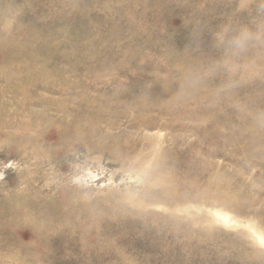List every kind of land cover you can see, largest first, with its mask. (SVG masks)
Instances as JSON below:
<instances>
[{
    "label": "rangeland",
    "instance_id": "obj_1",
    "mask_svg": "<svg viewBox=\"0 0 264 264\" xmlns=\"http://www.w3.org/2000/svg\"><path fill=\"white\" fill-rule=\"evenodd\" d=\"M263 57L264 0H0V264H264Z\"/></svg>",
    "mask_w": 264,
    "mask_h": 264
},
{
    "label": "bare ground",
    "instance_id": "obj_2",
    "mask_svg": "<svg viewBox=\"0 0 264 264\" xmlns=\"http://www.w3.org/2000/svg\"><path fill=\"white\" fill-rule=\"evenodd\" d=\"M246 7H247V6H246ZM246 7H245V8H246ZM247 8H248V7H247ZM247 10H248V9H247ZM242 13H243V12H242ZM248 14H249V13H248ZM238 15H240V14H238ZM238 15H237V16H238ZM246 15H247V14H246ZM239 18H240V17L238 16V19H239ZM249 21H250V19H249ZM257 21H258V20H257ZM243 23H244V22H243ZM245 23H246V21H245ZM244 25H245V24H244ZM240 26H241V24H240ZM251 28H252V27H251ZM255 29H256V28H255ZM246 31H247V30H246ZM251 31H252V30H251ZM250 33H251V32H250ZM248 36H249V35H248ZM224 37H225V36H224ZM252 37H253V36H252ZM231 38H232V37H230V39H231ZM228 39H229V38H228ZM251 40H252V39H251ZM225 41H226V40H225ZM228 41H229V40H228ZM247 42H248V41H247ZM251 42H252V41H251ZM251 42H250V43H251ZM207 44H208V43H207ZM213 44H214V43H213ZM217 44H218V42H217ZM252 44H253V43H252ZM52 45H53V44H52ZM205 45H206V44H205ZM219 45H220V44H219ZM210 46H211V44H210ZM204 47H206V46H204ZM218 47H219V46H218ZM206 48H207V47H206ZM213 48H214V50H215V47H213V46H212V48H210V49H211L212 51H214ZM218 49H219V48H218ZM201 50H203V49H201ZM211 50H210V51H211ZM233 50H234V49H232L231 52H234ZM216 51H217V50H216ZM203 52H205V51H203ZM219 52H221V51L219 50ZM217 53H218V51H217ZM217 53H216V55H218ZM212 54H213V53H212ZM216 55H215V53H214V56H216ZM221 55H223V54H221ZM208 56H212L211 53H210ZM260 56H261V55H260ZM218 57H219V55H218ZM225 57H226V56H225ZM203 58H204V57H203ZM203 58H201L202 61L205 60V58H204V59H203ZM263 58H264V57H263ZM211 59H213V57H212ZM218 59H219V58H218ZM206 60L208 61L209 59L206 58ZM213 60H214V59H213ZM235 60H236V59H235ZM215 61H216V62H213L214 65H215V63H217V60H215ZM227 61H228V60H227ZM239 62H240V61H239ZM243 62H244V61H243ZM204 63H205V65H206V67H207V62L205 61ZM211 63H212V61H211ZM225 63H226V62H225ZM249 63H250V62H249ZM202 64H203V63H202ZM220 64H221V63H220ZM223 64H224V63H223ZM237 64H238V62H237ZM240 64H241V63H240ZM209 65H211V64H209ZM214 65H212V67H214ZM216 65H217V67H218L219 64H216ZM64 66H65V65H64ZM219 66H220V65H219ZM246 66H247V65H246ZM202 67H204V65H203ZM223 67H224V66H223ZM243 67H244V66H243ZM251 67H252V66H251ZM58 68H59V67H58ZM62 68H63V66H62ZM62 68H61V69H62ZM215 68H216V66L214 67V70H215ZM59 69H60V68H59ZM219 69H220V68H219ZM214 70H213V71H214ZM245 70H246V69H245ZM214 72H215V71H214ZM248 72H249V71H248ZM215 73H216V72H215ZM217 73H218V72H217ZM249 73H250V72H249ZM222 74H223V73H222ZM222 74H221V75H222ZM244 74H245V73H244ZM244 74H243V75H244ZM263 74H264V73H263ZM237 75H238V74H237ZM237 75H236V76H237ZM44 76H45V75H44ZM234 76H235V74L233 75V77H234ZM236 76H235V77H236ZM215 77H216V76H215ZM220 77H222V76H220ZM233 77H232V78H233ZM241 77H242V76H241ZM250 77H251V76H250ZM63 78H64V77H63ZM228 78H229V77H228ZM263 78H264V77H263ZM63 80H64V79H63ZM213 80H214V79L212 78V81H213ZM249 80H250V78H249ZM214 81L216 82V79H215ZM230 81H231V80H230ZM235 81H236V80H234V82H235ZM209 82H210V81H209ZM223 82H224V81H223ZM231 82H233V81H231ZM247 82H248V80H247ZM263 82H264V81H263ZM78 83H79V82H78ZM211 83L214 84L213 82H211ZM224 83H225V82H224ZM238 83H239V82H238ZM256 83H257V82H256ZM212 84L208 83V85H212ZM220 84H222V83H220ZM215 85L218 86L219 84L216 83ZM222 85H223V84H222ZM235 85H236V84H235ZM235 85H234V86H235ZM50 86H51V85H50ZM198 86H199V85H198ZM219 86H220V85H219ZM224 86H226V84H225ZM232 86H233V85H232ZM232 86H231V87H232ZM256 86H257V84H256ZM200 87H201V86H200ZM214 87H215V86H214ZM245 87H246V86H245ZM245 87H244V88H245ZM252 87H254V86H252ZM252 87H251L250 89H252ZM41 88H42V87H41ZM215 88H216V87H215ZM215 88H214V89H215ZM226 88H230V87L227 86ZM233 88L235 89V87H233ZM238 88H239V87H238ZM248 88H249V87H248ZM248 88L246 89L247 92H248ZM257 88H258V86H257ZM17 89H18V87H17ZM45 89H47V88H45ZM242 89H243V88H242ZM198 90H199V88H198ZM216 90H217V89H216ZM236 90H237V88L235 89V91H236ZM246 90H244V91H246ZM252 90H253V89H252ZM259 90H260V89H259ZM259 90H258V94L261 93L262 91H264V89H262L261 92H260ZM49 91H50V90H49ZM202 91H203V90H202ZM231 91H232V90H231ZM241 91H243V90H241ZM254 91H256V93H257V90L255 89V87H254ZM46 92H47V91H44V93H46ZM195 92H196V91H195ZM198 92H199V91H198ZM204 92H205V91H204ZM228 92H229V91H228ZM251 92H252V91H251ZM251 92H249V93H251ZM79 93H80V92H79ZM188 93H189V92H188ZM188 93H187V94H188ZM190 93H191V92H190ZM200 93H201V91H200ZM229 93H230V92H229ZM232 93H233V91H232ZM235 93H236V92H235ZM225 94H226V93H225ZM243 94H244V93H243ZM245 94H246V93H245ZM247 94H248V93H247ZM253 94H254V93H253ZM258 94H257V96H258ZM190 95H192V94H190ZM254 95H255V94H254ZM184 96H185V95H184ZM187 96H188V95H187ZM247 96H248V95H247ZM255 96H256V95H255ZM231 97H232V96H231ZM243 97H244V96H243ZM261 97H262V96H261ZM233 98H234V97H233ZM255 99H256V98H255ZM88 100H89V99H88ZM94 100H95V99H94ZM97 100H98V99H97ZM92 101H93V100H92ZM106 101H107V100H106ZM238 101H239V100H238ZM78 102H79V101H77V103H78ZM86 102H87V101H86ZM109 102H110V101H109ZM234 102H235V101H234ZM239 102H240V101H239ZM241 102H242V101H241ZM248 102H249V101H248ZM64 103H65V102H64ZM79 103H80V102H79ZM79 103H78V104H79ZM87 103H89V105H90V104H91V101H90V102H87ZM93 103L95 104V102H93ZM243 103H244V102H243ZM243 103H242V104H243ZM249 103H250V102H249ZM94 104H91L92 106L90 105V107H89V111H88V112H90V111H94V107L96 108V105H94ZM97 104H98V103H97ZM102 104L104 105V103H102ZM242 104H241V105H242ZM251 104H252V103H251ZM89 105H88V106H89ZM93 105H94V107H93ZM237 105L239 106V104H237ZM247 105H248V104H247ZM258 105H259V104H258ZM260 105H262V104L260 103ZM86 106H87V105H86ZM132 106H135V105L132 104ZM132 106H131V107H132ZM238 106H237V108H239ZM74 107H75V106H74ZM80 107H81V104H80ZM256 107H257V106H256ZM261 107H262V106H261ZM102 108H103V107H102ZM139 108H140V107H139ZM242 108H243V107H242ZM244 108H245V106H244ZM258 108H260V106H259ZM258 108H257V109H258ZM78 109H79V106H78ZM78 109H77V110H78ZM121 109H122V108H121ZM141 109H142V108H140V110H141ZM252 109H253V107H252ZM261 109H262V108H261ZM261 109H259V110H260V111H263V110H261ZM8 110H9V109H8ZM85 110H88V109H85ZM259 110H258V111H259ZM96 111H97V110H96ZM96 111H95V112H96ZM103 111H104V110H103ZM103 111H101V112H103ZM120 111H121V110H120ZM147 111H148V110H147L146 108H143L140 112H141V114H142V113L147 112ZM256 111H257V110H256ZM86 112H87V111H86ZM104 112H105V111H104ZM107 112H108V111H107ZM107 112H105L106 114H104V113H103V114H104L105 116H107ZM77 114H78V115L82 114V110H81V109L78 110ZM99 114H100V113H99ZM103 114L101 113V115H103ZM101 115H100V116H101ZM109 115H110V113H109ZM109 115H108V116H109ZM113 115H114V114H113ZM91 116H92V115H91ZM96 116H97V114H96ZM100 116H99V117H100ZM116 116H117V115H116ZM119 116H120V115H119ZM103 117H104V116H103ZM114 117H115V116H114ZM120 117H121V116H120ZM19 118H20V117H19ZM256 118H257V117H256ZM29 119H30V118H29ZM96 119H97V118H96ZM118 119H119V118H118ZM122 119H123V118H122ZM250 119H251V118H250ZM20 120H21V119H20ZM86 120H87V119H86ZM104 120H105V119H104ZM104 120H103V121H104ZM251 120H252V119H251ZM254 120H255V119H254ZM248 121H249V120H248ZM252 121H253V120H252ZM31 122H32V121H31ZM31 122H28L29 124L27 123V125L30 126V127L32 128V126L34 127V124L31 123ZM97 122H98V120H97ZM110 122H111V121H110ZM256 122H258V121L256 120ZM19 123H20V122H19ZM19 123H18V124H19ZM22 123H23V122H22ZM22 123H21V124H22ZM110 124H112V122H111ZM144 124H145V123H144ZM144 124H143V125H144ZM150 124L153 125V123H150ZM24 125H25V124H24ZM24 125H23V126H24ZM108 125H109V124H108ZM247 125H248V124H247ZM21 126H22V125H21ZM21 126H20V127H21ZM146 126H147V125H145L144 127H145V128L149 127V126H147V127H146ZM251 126H252V125H251ZM251 126H250V127H251ZM254 126H255V125H253L252 127H254ZM248 127H249V126H248ZM263 127H264V126H263ZM256 128H257V127H256ZM23 129H25V128H23ZM256 131H257V130H256ZM240 135H241V134H240ZM252 135H253V134H252ZM256 135H257V134H256ZM251 138H252V137H251ZM251 138H250V139H251ZM248 139H249V138H248ZM253 139H254V136H253ZM234 141H236V140L234 139V137L227 138V140L224 142V144H225V145H233V142H234ZM255 141H256V140H255ZM255 141H254V142H255ZM240 142H242V141H240ZM254 142H253V143H254ZM113 143H114V142H113ZM113 143H112V144H113ZM115 143H116V142H115ZM250 143H252V141H251ZM255 143H256V142H255ZM257 144H258V143H257ZM113 145H115V144H113ZM113 145H112V146H113ZM255 145H256V144H255ZM233 146H238V145H237V143H236V144H234ZM115 147H116V146H115ZM134 147H136L135 144H133L132 146L130 145V146H127V147H123L122 150H124V152H127V153H128V156H130V155L134 152V150L136 149V148H134ZM116 148H119V146L116 147ZM114 149H115V148H114ZM120 149H121V148H120ZM122 150H121V151H122ZM227 150H228V149H227ZM117 152H118V151H117ZM119 152H120V151H119ZM137 152H138V151H137ZM122 153H123V151H122ZM121 155H123V154H121ZM123 156H124V155H123ZM123 156H121V158H122ZM133 156H134V153H133ZM125 157H126V153H125V156H124L123 160L125 159ZM131 157H132V155H131ZM155 170H156V169H155ZM149 172H150V171H149ZM158 173H159V172H158ZM153 175H154V174H153ZM156 175H157V174H156ZM158 175H160V174H158ZM158 177H159V176H158ZM155 178H157V177L155 176ZM161 178H162V177H161ZM160 180H162V179H160ZM167 180H169V179H167ZM167 180L160 181V183H161V182H162V183H164V182L167 183V182H166ZM212 180H215V179H212ZM212 180H208L207 185L212 184V182H213ZM168 183H169V181H168ZM220 183H221V182H220ZM155 184H157V183H155ZM218 184H219V183H218ZM207 185L205 186V188H207ZM162 186H163V185H162ZM211 186H212V185H211ZM211 186H210V187H211ZM214 186H215V185H214ZM224 186H225V185H222V186H221L222 188H219V187L216 188V189H215V192L210 191L209 194H207V195H206V193H205L206 197H201V198L206 199L205 201H207V202H208L207 199H209V201H210L209 203H210V204H207L206 202H203V203H200V202H199V203H200V204H203V205L206 203L207 206H209V205L211 206V205H213V203H215V204H216V203H217V204H221L222 206H223V205H224V206L229 205V204H230V203H229V198H227L228 195H226V194H227V192H226L227 188H226V189H225V188L223 189ZM160 188H161V186H160ZM205 188H204V190H205ZM207 190H208V189H206V191H207ZM163 191H164V190H163ZM202 191H203V190H202ZM208 191H209V190H208ZM213 191H214V190H213ZM203 192H204V191H203ZM161 194H162V193H161ZM163 194H164V193H163ZM163 194H162V195H163ZM168 194H169V193H168ZM162 195H161V196H162ZM198 195H199L198 198H199L200 196H202V194H199V193H198ZM166 196H167V194H166ZM39 197H40V196H39ZM169 197H170V196H169ZM154 198H155V197H154ZM161 199H162V198H161ZM166 199H167V198H166ZM169 199H170V198H169ZM171 199H172V198H171ZM128 200H129V199H128ZM128 200H127V202H128ZM168 201H169V200H168ZM197 201H198V200H197ZM231 201H232V200H231ZM131 202H132V201H131ZM131 202H130V203H131ZM136 202H138V201H136ZM136 202H133V203H136ZM232 202H233V201H232ZM130 203H129V204H130ZM127 205H128V204H127ZM132 205H133V204H132ZM142 205H144V204L142 203ZM142 205L139 204V205L136 206V207L134 206V207H135V210H136L138 213H140V212L143 211V209H142L143 206H142ZM221 205H216V207L221 206ZM230 205L232 206L233 203H231ZM130 206H131V205H130ZM152 206H153V205L150 204V205H148L147 208H150V209H151ZM231 206H229V207H231ZM131 207H133V206H131ZM144 207H145V206H144ZM162 207H163V206H162ZM212 207H213V206H212ZM229 207H227V208H229ZM114 208H115V207H114ZM153 208H154V207H153ZM214 208H215V207H214ZM232 208H234V207H232ZM232 208H231V209H232ZM133 209H134V208H133ZM155 209H156V208H155ZM147 210H148V209H147ZM171 210H172V209H171ZM152 211H154V209H153ZM162 211H163V210H162ZM234 211H235V210H234ZM121 212H122V211H121ZM124 212H125V211H124ZM179 212H180V210H177V212H175V213H179ZM156 213H157V212H156ZM171 213H172V211H171ZM175 213L173 212V214H175ZM132 214H133V213H132ZM173 214H172V215H173ZM234 214H235V213H234ZM170 216H171V215H170ZM173 216H174V215H173ZM220 217H221V219L223 220L222 216H220ZM172 218H173V217H172ZM173 219L175 220L176 218H173ZM177 220H178V219H177ZM226 220H227V219H226ZM62 221H63V220H62ZM223 221H224V220H223ZM223 221H222V222H223ZM66 222H67V220H66ZM226 222H227V221H226ZM182 223H183V222H182ZM187 223H188V222H187ZM187 223H186V224H187ZM224 223H225V221H224ZM229 224H230V223H229ZM188 225H189V224H188ZM127 227H128V226H127ZM133 227H134V226H133ZM105 231H106V230H105ZM122 231H123V230H122ZM126 232H127V231H126ZM256 237L259 238V239L257 238L258 241H260V242H262V244H264V239H263L261 236H256ZM34 241H35V240H34ZM77 241H78V240H77ZM42 242H44V240H42ZM69 242H70V241H69ZM36 244H37V243H36ZM259 245H260V244H259ZM30 247H31V246H30ZM64 248H65V247H64ZM60 250H62V249L60 248ZM50 252H52V251H50ZM17 253H18V252H17ZM17 253H15V254H17ZM48 253H49V252H48ZM48 253H46V254L48 255ZM53 254H54V253H53ZM62 254H63V253H62ZM18 255L20 256V253H18ZM85 255H86V254H85ZM40 256H41V255H40ZM54 256H55V255H54ZM29 257H30V256H29ZM35 258H36V257H35ZM50 258H51V256H50Z\"/></svg>",
    "mask_w": 264,
    "mask_h": 264
}]
</instances>
